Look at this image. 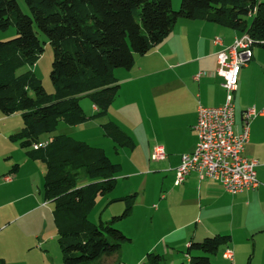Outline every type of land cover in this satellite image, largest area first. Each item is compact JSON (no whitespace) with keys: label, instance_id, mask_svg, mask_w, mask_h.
Here are the masks:
<instances>
[{"label":"trees","instance_id":"1","mask_svg":"<svg viewBox=\"0 0 264 264\" xmlns=\"http://www.w3.org/2000/svg\"><path fill=\"white\" fill-rule=\"evenodd\" d=\"M23 2L28 13L18 0H0V31L15 26L17 32L15 38L0 41V112L4 116L21 114L23 128L11 140L23 149L42 142L46 134H54L60 123L76 127L105 116L120 90L115 71L133 68L135 56L161 44L179 19L212 22L247 33L254 46L264 48V2L259 0H182L178 11L173 10L172 0ZM47 42L54 52L52 94L32 71L17 74L19 68L40 60ZM83 98L99 112L88 117L81 106ZM103 129L119 146L135 148L115 124H104ZM26 154L45 164L44 199L54 206L63 264H103V259L109 258L112 264H121L122 247L130 239L114 223L130 215L134 196L112 201L128 202L124 213L112 221H88L96 197L114 191L120 166L104 149L66 135H56L47 147ZM92 180L90 185H80ZM229 242L227 235L192 241L187 264H211V256ZM143 264L166 261L149 253Z\"/></svg>","mask_w":264,"mask_h":264},{"label":"crops","instance_id":"2","mask_svg":"<svg viewBox=\"0 0 264 264\" xmlns=\"http://www.w3.org/2000/svg\"><path fill=\"white\" fill-rule=\"evenodd\" d=\"M241 35L238 30L216 23L179 19L161 44L145 55L135 56L133 68L115 71L120 90L102 117L106 119L102 125L113 123L126 133L127 127L138 132L137 136L141 135L148 145L149 157L145 160H152L156 146H163L167 155L166 160L159 161L160 172L164 174L161 191L166 188L167 193L161 195L162 204L154 208L153 213V220L160 225L153 230H139L137 237L148 240L147 249L141 258L132 259L130 264L145 263L142 258H145V253L161 255L166 264H187L190 261L187 249L192 241L200 242L217 235L230 236L225 247L233 252V263H241L245 254V258L249 255L250 264H254L258 261L259 249L263 247L264 250V115L252 121L250 139L244 152L246 158L258 164L256 171L260 184L256 190L234 195L227 192L220 182L200 179L196 173L190 174L183 184H176V169L182 156L193 153L198 143L194 130L198 107H219L226 101L222 87L224 79L217 73V53L223 47L231 46ZM216 38H220L223 45L216 44ZM199 73L206 74L196 80ZM253 80L257 83L254 95L249 99L245 92ZM234 102L236 131L241 130L245 110L264 108V48L259 45L253 47V58L241 71ZM98 112L99 109L93 105V113ZM18 118H22L20 113L4 116L0 112V145L22 130L23 121L20 123ZM14 119L17 123L12 125ZM0 171V264H34L28 262L23 247L18 248L14 241L20 215L16 205L10 207V204H16L10 199L20 175L6 181L8 176L1 177L7 168ZM120 196L116 199L123 198ZM43 204L52 208L54 221V206L45 199ZM134 214L130 215L131 219ZM168 221L163 230L161 223ZM117 228L130 239L129 242L136 239L132 230L133 234L122 226ZM20 232L22 230L18 227ZM123 248L125 245L122 247L121 264H127ZM45 261L57 264L48 254ZM103 263L112 264V259H103Z\"/></svg>","mask_w":264,"mask_h":264},{"label":"rangeland","instance_id":"3","mask_svg":"<svg viewBox=\"0 0 264 264\" xmlns=\"http://www.w3.org/2000/svg\"><path fill=\"white\" fill-rule=\"evenodd\" d=\"M23 12L28 13V9L23 0H18ZM182 0H172L173 10L180 9ZM251 19H249V22ZM17 36L15 26H11L7 31H0V41H8ZM42 42H46L44 35L39 34ZM54 60V52L52 46L47 42L44 45V52L40 60L35 65H25L17 70V74H23L32 71L36 77L41 80L44 88L50 94L55 92V87L51 80L52 63ZM256 81L253 80L246 89V97L249 99L254 95ZM81 106L88 117L94 115L92 102L88 98L81 100ZM17 120H12V125L16 124ZM22 123V118H18ZM106 119L98 118L92 119L87 123L71 127L64 123H60L57 131L54 134H46L41 140L49 139L56 135H66L72 139L83 141L89 145L105 150L107 156L113 163L120 166V171L116 175V186L113 192L108 195H98L95 200L94 208L88 215V221L92 224H99L100 222H110L113 218L121 216L127 208L128 202L114 201L118 195L120 197H133V209L130 215L134 212V218L128 215L126 218L116 220L114 227L122 226L125 230H132L133 236L136 237L133 242H126L124 259L127 264H130L134 258H141L144 250L147 249V239L137 237L140 229L153 230L160 224L157 220H153L154 208L162 204L160 197L167 193L165 188L161 191V181L164 174L160 172V162L149 158L148 145L144 138L138 137V132L133 131L127 127V135L135 144V148L119 146L112 138L107 137L103 123ZM33 150V147L28 149L21 148L18 142H12L10 136L7 142H2L0 145V170L7 172L1 177L5 176L6 181H10L11 177L20 175L17 186L12 191L11 201L16 204H10V207L16 205L18 209V225L14 241L18 248L23 247V254L34 264H47L45 259L47 254L53 256L57 264H63V254L57 240V232L52 216V208L47 207L44 202V172L45 164L41 161H34L30 159L26 152ZM20 151V152H19ZM20 159V160H19ZM166 160V159H165ZM164 161V160H163ZM1 172V171H0ZM192 174V173H191ZM177 175V174H176ZM190 175V174H189ZM188 175V176H189ZM120 176V177H117ZM122 176V177H121ZM187 176V177H188ZM186 177V178H187ZM185 178V179H186ZM93 183L92 181L81 182L80 185L86 186ZM183 184V183H182ZM181 185V184H179ZM171 223V222H170ZM168 223H161L164 230ZM18 227L22 232L18 233ZM131 233V234H133ZM160 237V236H159ZM159 237H156L158 239ZM123 245V247H124ZM31 246V247H30ZM226 245H222L218 252L211 256V264H250L249 255L244 259L241 258V263H233L231 260H225L224 252L227 250ZM263 246V242H262ZM32 248V249H31ZM252 253V249H251ZM203 255L202 253H200ZM46 255V258L44 257ZM145 262L147 260V254ZM123 260V259H122ZM123 260V263H125ZM256 263L264 264V250L263 247L257 252ZM103 263V261L101 262ZM106 264V263H103ZM108 264V263H107Z\"/></svg>","mask_w":264,"mask_h":264},{"label":"built area","instance_id":"4","mask_svg":"<svg viewBox=\"0 0 264 264\" xmlns=\"http://www.w3.org/2000/svg\"><path fill=\"white\" fill-rule=\"evenodd\" d=\"M215 43L223 45L220 38ZM255 43L247 33L236 37L231 46H225L217 53V73L224 82L226 101L219 107H198V121L194 130L198 143L193 153L182 156L181 164L176 169V184H182L185 178L196 173L200 179H212L222 184L231 194L254 191L259 187L257 162L244 156L245 146L249 142L252 121L264 115V108L255 107L243 112L240 131H236V109L234 93L238 89L241 71L253 58ZM206 73H199L196 80ZM49 141L35 143V150L45 148ZM153 159L163 161L167 158L163 146L154 148ZM224 257L234 259L232 251L227 250Z\"/></svg>","mask_w":264,"mask_h":264}]
</instances>
